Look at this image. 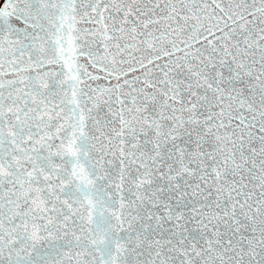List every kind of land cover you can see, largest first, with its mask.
<instances>
[{
	"label": "snow or ice",
	"instance_id": "snow-or-ice-1",
	"mask_svg": "<svg viewBox=\"0 0 264 264\" xmlns=\"http://www.w3.org/2000/svg\"><path fill=\"white\" fill-rule=\"evenodd\" d=\"M0 264H264V0H3Z\"/></svg>",
	"mask_w": 264,
	"mask_h": 264
},
{
	"label": "water",
	"instance_id": "water-1",
	"mask_svg": "<svg viewBox=\"0 0 264 264\" xmlns=\"http://www.w3.org/2000/svg\"><path fill=\"white\" fill-rule=\"evenodd\" d=\"M2 3H3V0H2V2L0 4H2Z\"/></svg>",
	"mask_w": 264,
	"mask_h": 264
},
{
	"label": "flooded vegetation",
	"instance_id": "flooded-vegetation-1",
	"mask_svg": "<svg viewBox=\"0 0 264 264\" xmlns=\"http://www.w3.org/2000/svg\"><path fill=\"white\" fill-rule=\"evenodd\" d=\"M2 2V0H0V3Z\"/></svg>",
	"mask_w": 264,
	"mask_h": 264
}]
</instances>
